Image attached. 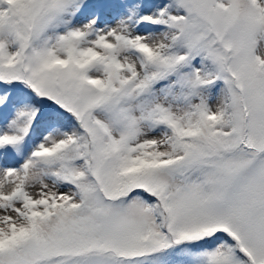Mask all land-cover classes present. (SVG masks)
Instances as JSON below:
<instances>
[{
    "label": "snow or ice",
    "instance_id": "obj_1",
    "mask_svg": "<svg viewBox=\"0 0 264 264\" xmlns=\"http://www.w3.org/2000/svg\"><path fill=\"white\" fill-rule=\"evenodd\" d=\"M0 264H264V0H0Z\"/></svg>",
    "mask_w": 264,
    "mask_h": 264
}]
</instances>
